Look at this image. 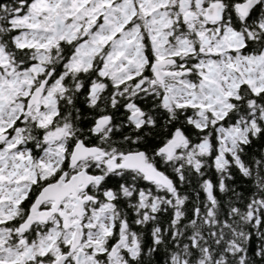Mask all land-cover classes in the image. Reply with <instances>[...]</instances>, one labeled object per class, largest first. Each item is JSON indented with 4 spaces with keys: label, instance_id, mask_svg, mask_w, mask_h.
Wrapping results in <instances>:
<instances>
[{
    "label": "snow or ice",
    "instance_id": "snow-or-ice-1",
    "mask_svg": "<svg viewBox=\"0 0 264 264\" xmlns=\"http://www.w3.org/2000/svg\"><path fill=\"white\" fill-rule=\"evenodd\" d=\"M0 264H264V0H0Z\"/></svg>",
    "mask_w": 264,
    "mask_h": 264
}]
</instances>
